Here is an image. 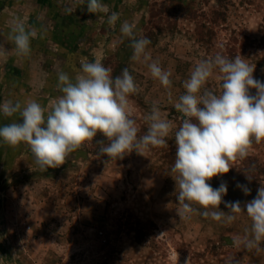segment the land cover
I'll return each instance as SVG.
<instances>
[{
	"label": "rangeland",
	"instance_id": "1",
	"mask_svg": "<svg viewBox=\"0 0 264 264\" xmlns=\"http://www.w3.org/2000/svg\"><path fill=\"white\" fill-rule=\"evenodd\" d=\"M102 3L107 11L93 14L87 0H0V103L24 105L30 93L50 109L62 95L59 73L74 80L81 59L100 61L113 77L124 68L133 76L137 92L129 102L138 137L146 134V117L156 104L172 124L167 144L109 160L92 140L63 165L43 171L26 143L13 148L0 138V264H264V241L251 249L235 243L250 237L246 212L229 224L202 216L194 205L198 210L190 218H179L177 174L171 172L183 119L174 105L199 61L241 56L255 67L254 78L264 81V0ZM112 12L119 14L114 25L108 23ZM18 20L32 32L27 56L11 39ZM125 20L136 25V38L150 39L147 62L133 58L120 31ZM153 61L171 73V88L152 77ZM218 75L216 70L205 85L214 94L221 91ZM13 122H22L19 113H0V127ZM232 167L209 183L218 188L226 182L223 200L243 205L264 186V142L254 143ZM220 208L228 211L223 203Z\"/></svg>",
	"mask_w": 264,
	"mask_h": 264
},
{
	"label": "clouds",
	"instance_id": "2",
	"mask_svg": "<svg viewBox=\"0 0 264 264\" xmlns=\"http://www.w3.org/2000/svg\"><path fill=\"white\" fill-rule=\"evenodd\" d=\"M87 11L95 14L106 12L107 8L102 0H87ZM118 19L119 14L112 12L108 23L114 25ZM135 29L136 25L127 20L120 27L121 34L130 41L133 58L143 57L147 62L145 50L151 41L147 37L136 38ZM13 32L11 39L18 53L29 55L32 32L19 20ZM148 68L162 86L171 88L169 71L155 61ZM216 70L217 79L222 81L219 94L205 87ZM254 71L255 67L241 56L228 59L217 54L196 64L183 83L185 94L174 105L183 119L175 132L177 151L171 168L177 174L173 179L179 187V218H190L198 210L194 205L204 210L200 212L202 216L229 224L237 218L236 214L246 212L252 221L250 237L235 243H243L249 249L258 248L264 241V186L258 188L255 198L242 205L239 200H223L228 191L226 182L213 188L209 181L227 174L235 161L245 159L254 143L264 142V81L254 78ZM57 87L62 95L52 102L50 109L35 100H27L24 105L11 100L0 103V113L5 117L16 113L22 117V122L0 127V138L13 148L26 143L41 170L63 165L71 153L91 142L98 133L108 141L99 154L109 160L123 159L133 151L140 154L150 146H166L172 124L161 117L156 104L146 117L150 122L146 134L138 137L129 102L137 86L127 68L113 77L112 69L102 62L81 59L75 79L61 72ZM251 89L256 90L254 95ZM97 143L103 145L104 141ZM237 187L245 195L250 194L247 185L238 183ZM222 203L227 212L221 210Z\"/></svg>",
	"mask_w": 264,
	"mask_h": 264
},
{
	"label": "trees",
	"instance_id": "3",
	"mask_svg": "<svg viewBox=\"0 0 264 264\" xmlns=\"http://www.w3.org/2000/svg\"><path fill=\"white\" fill-rule=\"evenodd\" d=\"M93 140L96 141V145H97L98 147H101V146H103V145H107V143H108L107 139H106L105 137H103V136H102L101 134H99V133L97 134V136H96ZM100 140H103V141H104V144H103V145L97 143V141H100Z\"/></svg>",
	"mask_w": 264,
	"mask_h": 264
},
{
	"label": "crops",
	"instance_id": "4",
	"mask_svg": "<svg viewBox=\"0 0 264 264\" xmlns=\"http://www.w3.org/2000/svg\"><path fill=\"white\" fill-rule=\"evenodd\" d=\"M23 97H24V101L33 100L34 99L33 95H30V93H26V95H24Z\"/></svg>",
	"mask_w": 264,
	"mask_h": 264
}]
</instances>
